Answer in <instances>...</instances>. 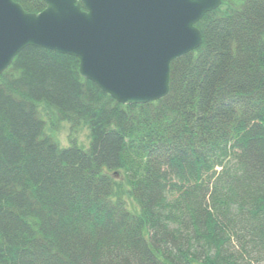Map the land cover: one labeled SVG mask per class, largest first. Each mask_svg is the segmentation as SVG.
<instances>
[{"label":"trees","instance_id":"1","mask_svg":"<svg viewBox=\"0 0 264 264\" xmlns=\"http://www.w3.org/2000/svg\"><path fill=\"white\" fill-rule=\"evenodd\" d=\"M196 25L169 93L142 104L46 47L1 73L0 264H264V0Z\"/></svg>","mask_w":264,"mask_h":264},{"label":"water","instance_id":"2","mask_svg":"<svg viewBox=\"0 0 264 264\" xmlns=\"http://www.w3.org/2000/svg\"><path fill=\"white\" fill-rule=\"evenodd\" d=\"M39 12L0 0V75L26 46L69 53L124 104L170 91L171 62L203 42L196 23L222 0H44Z\"/></svg>","mask_w":264,"mask_h":264},{"label":"rangeland","instance_id":"3","mask_svg":"<svg viewBox=\"0 0 264 264\" xmlns=\"http://www.w3.org/2000/svg\"><path fill=\"white\" fill-rule=\"evenodd\" d=\"M56 132L58 138L60 139L61 142L63 143H68V125L66 122L62 123L61 126L59 127L58 130H54ZM79 141L83 143H87V137L85 131H81L79 134Z\"/></svg>","mask_w":264,"mask_h":264}]
</instances>
